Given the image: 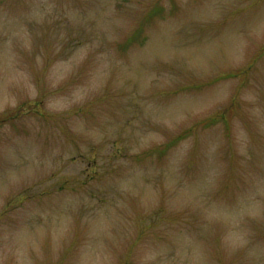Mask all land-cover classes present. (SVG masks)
Wrapping results in <instances>:
<instances>
[{
  "label": "rangeland",
  "instance_id": "rangeland-1",
  "mask_svg": "<svg viewBox=\"0 0 264 264\" xmlns=\"http://www.w3.org/2000/svg\"><path fill=\"white\" fill-rule=\"evenodd\" d=\"M0 264H264V0H0Z\"/></svg>",
  "mask_w": 264,
  "mask_h": 264
},
{
  "label": "trees",
  "instance_id": "trees-1",
  "mask_svg": "<svg viewBox=\"0 0 264 264\" xmlns=\"http://www.w3.org/2000/svg\"><path fill=\"white\" fill-rule=\"evenodd\" d=\"M149 17H150V16H148V18H149ZM139 34H140L139 32H135L131 37H129V38L126 40V42L124 43L125 46H128V45L131 43V41H132L133 39H135L136 37L139 36ZM15 116H16V114L13 115V118H14ZM224 116H225V113H224V112L216 113L215 115L210 116V117L204 119L203 122H202V124H204L205 126L212 125V124H214L215 121H217L218 119H224ZM5 120H7V119H2L1 122H2V121H5ZM225 121H226V120H225ZM2 123H3V122H2ZM202 124H200V125H202ZM197 126H199V123L197 124ZM187 132H188V131H187ZM186 135H188V134H186ZM186 135H179L175 140H173V142L170 141L169 144L171 145L172 143L180 142V139H182V138L185 137ZM169 144H167V145H162L161 147L157 146V147H156V151H158L160 155H164V154H165V151H166V150L169 148V146H170ZM135 157H137V159H139V158L141 157V155H140V154H137V155H135Z\"/></svg>",
  "mask_w": 264,
  "mask_h": 264
}]
</instances>
